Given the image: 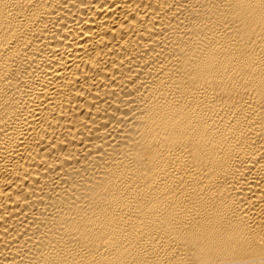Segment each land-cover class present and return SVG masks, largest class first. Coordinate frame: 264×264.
Listing matches in <instances>:
<instances>
[{"label":"bare ground","instance_id":"1","mask_svg":"<svg viewBox=\"0 0 264 264\" xmlns=\"http://www.w3.org/2000/svg\"><path fill=\"white\" fill-rule=\"evenodd\" d=\"M0 264H264V0H0Z\"/></svg>","mask_w":264,"mask_h":264}]
</instances>
